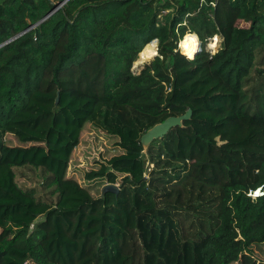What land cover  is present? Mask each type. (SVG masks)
I'll list each match as a JSON object with an SVG mask.
<instances>
[{
	"label": "trees",
	"instance_id": "16d2710c",
	"mask_svg": "<svg viewBox=\"0 0 264 264\" xmlns=\"http://www.w3.org/2000/svg\"><path fill=\"white\" fill-rule=\"evenodd\" d=\"M198 81L224 89L221 109L151 142L147 176L95 197L102 180L68 175L90 130L139 140L198 117ZM248 119L264 124V0H0V264H231L264 241V151L208 133Z\"/></svg>",
	"mask_w": 264,
	"mask_h": 264
},
{
	"label": "rangeland",
	"instance_id": "374dc122",
	"mask_svg": "<svg viewBox=\"0 0 264 264\" xmlns=\"http://www.w3.org/2000/svg\"><path fill=\"white\" fill-rule=\"evenodd\" d=\"M213 38L214 36L206 43V49L211 54H215L219 50L222 42L221 36L218 35L217 47L212 49L211 43L213 42ZM158 45L157 40V53ZM197 45L193 49L201 50V40L200 45L198 47ZM178 46L179 55L185 59L194 58H189L188 55L183 53V50L180 48V43ZM154 57L146 59L136 66L135 63L141 60L140 55V58L134 62L133 71L138 73ZM180 70L183 71L185 68H181ZM184 89L187 94L186 99L195 107L199 108L197 111L198 117L193 119L194 108L189 107L193 110L189 121L193 120L191 123L194 126H198V124L202 125L201 123L212 120L208 117H203V109H221L222 105L220 103L213 104L211 102L213 95L224 92V89L220 88L216 82H191L186 84ZM219 126H221L219 129L208 133L209 138L219 145L225 147H245L251 150L264 151L263 123L248 119L231 126H223L220 122ZM141 138L142 136L138 140V137L131 135V133H116L115 136L110 137L106 133H99L96 130L86 132L83 141L74 150L68 175L77 178L83 185H89L92 181L102 180L104 185L94 190L93 194L95 197L107 195L108 192L104 191V186L107 184H115L120 187V183L125 178L138 180L147 176L150 167L148 148L143 145ZM24 264L37 263L28 258L24 260ZM231 264H264V241L254 244Z\"/></svg>",
	"mask_w": 264,
	"mask_h": 264
},
{
	"label": "water",
	"instance_id": "95a60500",
	"mask_svg": "<svg viewBox=\"0 0 264 264\" xmlns=\"http://www.w3.org/2000/svg\"><path fill=\"white\" fill-rule=\"evenodd\" d=\"M59 6H61V4ZM52 12H50L47 16L52 14ZM156 55H158V53ZM59 101L60 93L58 92L54 109L59 106ZM192 114L193 110L191 108H188V110L184 114H181L179 116H169L164 121L155 124L142 135L141 141L143 145L148 148L151 142H153L155 139L164 137L172 128L177 126H184V122L186 120H189ZM104 191L119 194L120 187L115 184H107L104 186Z\"/></svg>",
	"mask_w": 264,
	"mask_h": 264
},
{
	"label": "bare ground",
	"instance_id": "6f19581e",
	"mask_svg": "<svg viewBox=\"0 0 264 264\" xmlns=\"http://www.w3.org/2000/svg\"><path fill=\"white\" fill-rule=\"evenodd\" d=\"M215 37L218 38V35H216ZM198 43V38L195 37V36H189L187 39L183 40L180 42V45H181V49L183 51H190L192 50ZM215 43L216 44V47H217V40L214 42L211 43V45ZM157 40H153L152 42H150L146 47L145 49L143 50V52L141 53V60L137 61L135 63V65H139L141 64L142 62H144V60L146 59H149V58H152L154 57L156 54H157Z\"/></svg>",
	"mask_w": 264,
	"mask_h": 264
},
{
	"label": "built area",
	"instance_id": "2783aa9c",
	"mask_svg": "<svg viewBox=\"0 0 264 264\" xmlns=\"http://www.w3.org/2000/svg\"><path fill=\"white\" fill-rule=\"evenodd\" d=\"M264 194V190H262V188H259L258 190L254 191V192H250V195L254 198H256L259 195Z\"/></svg>",
	"mask_w": 264,
	"mask_h": 264
},
{
	"label": "clouds",
	"instance_id": "9594fccd",
	"mask_svg": "<svg viewBox=\"0 0 264 264\" xmlns=\"http://www.w3.org/2000/svg\"><path fill=\"white\" fill-rule=\"evenodd\" d=\"M213 40L216 41V40H218V38H217V37H214ZM215 47H216V44L213 43V44L211 45V48H212V49H215ZM189 58H191V53H189Z\"/></svg>",
	"mask_w": 264,
	"mask_h": 264
}]
</instances>
